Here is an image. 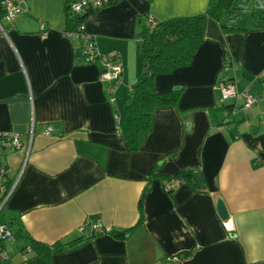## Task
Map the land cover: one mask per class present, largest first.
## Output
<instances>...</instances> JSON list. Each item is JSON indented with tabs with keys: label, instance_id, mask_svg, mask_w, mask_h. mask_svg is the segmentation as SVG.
I'll list each match as a JSON object with an SVG mask.
<instances>
[{
	"label": "crops",
	"instance_id": "crops-1",
	"mask_svg": "<svg viewBox=\"0 0 264 264\" xmlns=\"http://www.w3.org/2000/svg\"><path fill=\"white\" fill-rule=\"evenodd\" d=\"M208 2L119 0L90 16L96 54L116 53L122 64L110 94L100 61L85 64L82 42L67 35L65 0H25L23 13L0 19V130L31 136L28 154L0 155L12 188L0 208L11 239L0 243V264H264V31L252 22L224 34L207 20L191 64L156 79L159 93L181 90L177 106L154 112L136 152L119 136L141 64L139 21L199 15ZM223 79L251 88L256 104L227 103V116ZM182 173L167 193L163 181ZM86 221L107 233L49 260L23 252L28 239L71 243Z\"/></svg>",
	"mask_w": 264,
	"mask_h": 264
},
{
	"label": "trees",
	"instance_id": "trees-1",
	"mask_svg": "<svg viewBox=\"0 0 264 264\" xmlns=\"http://www.w3.org/2000/svg\"><path fill=\"white\" fill-rule=\"evenodd\" d=\"M1 1L0 19H3L4 8ZM77 1L79 0H65L64 3L65 20L72 24L71 29L67 30L68 32H75L80 24L85 25L86 20L101 9L88 7L83 13L75 14L71 7ZM118 1L107 0L103 7L114 5ZM247 11H251L254 27L264 31V0H209L206 11L199 15L175 17L162 22L152 19L154 22L152 27L149 26V17L143 22L139 21L136 39L141 54V64L137 74V82L128 95L121 118H117L119 136L125 142L128 152H136L145 141L151 130L155 111L173 108L179 102L181 90L157 92L155 88L157 77L169 75L175 70L188 67L191 64L195 52L204 41L207 20H212L218 24L224 34L243 32L246 30L238 27L237 21ZM230 65V58L226 53L223 67H226L228 71ZM221 81L234 84L230 80L223 79ZM251 92L253 93L252 89ZM221 107L227 110L231 109L226 105ZM174 178L179 179L182 183L184 179H187V174H178ZM169 180L171 179H165L163 183ZM4 184L6 189L10 188L9 181L4 182ZM172 191L169 190L167 193L171 194ZM92 237L94 236H82L71 243H59L51 246L28 239V245L23 249V252L32 251L49 260L54 253L76 249Z\"/></svg>",
	"mask_w": 264,
	"mask_h": 264
},
{
	"label": "built area",
	"instance_id": "built-area-1",
	"mask_svg": "<svg viewBox=\"0 0 264 264\" xmlns=\"http://www.w3.org/2000/svg\"><path fill=\"white\" fill-rule=\"evenodd\" d=\"M107 3V0H79L72 4V11L76 13H83L86 8L99 9L102 8ZM24 4L25 0H2L1 5L4 8V19L8 21H12L18 15L24 12ZM150 25L153 26L154 22L150 18ZM67 35L72 36L73 38H78L83 42V47L81 48V58L85 64H94L97 61L101 63V71L100 77L102 80L113 82L114 86L108 89V93L110 94L116 85L121 80L122 74V64L118 58L116 53L108 54L100 56L96 54L93 46L92 37L85 31V25L80 24L75 32H68ZM223 71L226 72L227 68L223 67ZM219 101L222 105H226L227 103L240 102L241 108H249L256 104L257 97L251 92L249 87L238 90L236 85L232 83H225L221 81L219 84ZM235 107H231L230 110L226 111L227 116L233 115ZM52 132L51 127H47L45 134L49 135ZM31 145V136L29 142H23L22 138L19 134L12 131H2L0 130V155L2 152L6 151H26L28 154ZM9 169L6 166L4 161L0 160V208L3 203L7 200L12 192V188L6 189V186L3 184V180L8 176ZM179 179H171L169 181H165V191L174 190L177 186H179ZM79 231L85 236H98L102 234H106L107 230L98 224L90 223L86 221L79 229ZM10 239V234L5 227H0V240ZM0 258L7 259V256L0 249Z\"/></svg>",
	"mask_w": 264,
	"mask_h": 264
},
{
	"label": "water",
	"instance_id": "water-1",
	"mask_svg": "<svg viewBox=\"0 0 264 264\" xmlns=\"http://www.w3.org/2000/svg\"><path fill=\"white\" fill-rule=\"evenodd\" d=\"M178 88H173V90H177ZM216 212L219 216V218L222 221H227L229 218V213L226 209V206L224 204V202L221 199H218L216 202Z\"/></svg>",
	"mask_w": 264,
	"mask_h": 264
},
{
	"label": "rangeland",
	"instance_id": "rangeland-1",
	"mask_svg": "<svg viewBox=\"0 0 264 264\" xmlns=\"http://www.w3.org/2000/svg\"><path fill=\"white\" fill-rule=\"evenodd\" d=\"M251 11H247L244 15L237 21L238 27H243L247 24L252 23Z\"/></svg>",
	"mask_w": 264,
	"mask_h": 264
}]
</instances>
